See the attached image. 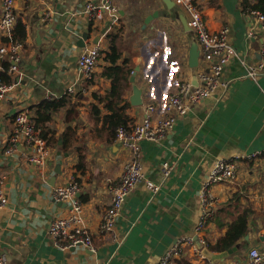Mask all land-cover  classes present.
<instances>
[{
  "label": "crops",
  "instance_id": "obj_1",
  "mask_svg": "<svg viewBox=\"0 0 264 264\" xmlns=\"http://www.w3.org/2000/svg\"><path fill=\"white\" fill-rule=\"evenodd\" d=\"M89 1L100 2H16L18 22L27 25V35L21 41L19 72L7 73V56L0 58V74L6 72L12 85L0 111V185L8 197L0 209V254L7 256L9 264H157L180 237H194L199 248L200 238L207 247L215 244L236 219L235 212L249 210V232L229 257L212 262L194 255L192 244H187L188 254L182 258L189 264H247L250 248L264 253V154L247 158L264 149V71L256 78L247 76V69L262 59L264 29L249 35L255 19L248 16L242 0L203 3L209 29L227 27L228 44L236 53L221 75L226 85L220 84L199 103L190 104L185 96L190 108L166 137L140 142L143 172L147 179L161 182V189L151 192L144 183L137 184L117 217L115 238L101 233L99 226L111 202L110 188L120 180L132 155L112 133L109 115L117 112L127 117V125L134 124L141 119L144 104L160 108L180 81L200 85L207 61L200 54L199 65H189L190 48L198 40L185 28L182 17L188 21V16L174 0L172 5L166 0H113L118 18L102 11V17L93 20L85 12ZM48 11L53 19L45 21ZM151 14L155 17L146 21ZM88 31L85 47L101 49L88 91L76 97L69 94L71 104L60 106L49 121L38 124L39 105L67 95V87L79 76L77 60L85 47L77 43ZM5 37L0 30V43ZM113 45L121 55L115 62L109 57ZM135 71V82L143 87L142 106L129 100ZM18 111H27L47 139L51 152L44 163L30 160L36 153L34 145L20 143L13 155L4 152ZM220 158H236L235 177L213 185L216 209L198 236L199 192ZM165 161L174 167L164 181ZM73 175L80 184L77 197L84 205L94 250L82 245L61 249L49 237L52 220L69 214L68 204L56 200L53 189Z\"/></svg>",
  "mask_w": 264,
  "mask_h": 264
},
{
  "label": "built area",
  "instance_id": "obj_2",
  "mask_svg": "<svg viewBox=\"0 0 264 264\" xmlns=\"http://www.w3.org/2000/svg\"><path fill=\"white\" fill-rule=\"evenodd\" d=\"M30 1V0H26ZM180 5L188 16V25L197 37L200 54L207 61L206 69L200 73L201 84L194 86L191 80H183L178 84L175 92L170 94L162 103L160 108L154 103L144 104V113L141 119L132 125H120L116 130L118 141L131 152V159L124 166L120 180L114 183L111 188V202L104 211L99 230L101 233H110L115 238L117 217L124 205L127 196L139 183H144L151 192H158L161 189V182L147 179L143 172L142 154L140 142L144 139L158 141L166 137L175 122L186 115L189 103H199L212 94V92L224 83L221 75L225 65L232 56H236L234 49L228 44V28L220 31H211L203 14V3L208 0H174ZM17 0L3 1V14L0 20V30L6 32V41L0 43V58L7 56L9 66L6 71L9 74L19 72L18 61L23 43L14 38V29L18 22L16 13ZM102 11L111 13L114 19L118 18V10L113 0H100V2L89 1L85 5V12L89 20L102 17ZM248 16L255 19L254 25L249 30L253 36L257 29H264V13L256 9L245 10ZM45 21L53 19V13L48 11L44 15ZM261 61L247 69V76L256 78L260 71H264V44L261 49ZM101 58L99 45L85 47L78 56L79 76L67 87V94L77 95L88 91L89 82L93 79L94 71ZM12 85L0 74V111L7 100V93ZM189 97V103L184 97ZM20 143L34 145L36 153L30 160L36 164L44 163L50 156V147L46 138L41 135L39 127L29 118L27 111H18L14 116V131L6 139L4 152L13 155ZM264 154V149L256 151L247 158H253ZM173 163L165 161L162 165V179L165 181L172 174ZM236 158L217 159L207 180L202 185L200 196L201 213L195 227L197 235L205 230L210 218L216 209V197L213 192V185L219 182L232 180L235 177ZM80 184L73 175L65 184H59L53 189V197L65 202L69 207V214L63 217H55L49 227L48 233L51 241L61 249H71L82 245L94 250L93 234L86 225L84 219V205L77 197ZM8 203L7 193L0 185V209ZM200 248L195 244L194 237H180L174 244L168 247L157 264H176L177 260L188 254L186 245L192 244L193 254L204 258L202 246L206 245L203 238L199 239ZM264 242V237H263ZM247 264H261L264 261V253L258 247L249 250ZM0 264H9L7 256L0 254Z\"/></svg>",
  "mask_w": 264,
  "mask_h": 264
},
{
  "label": "trees",
  "instance_id": "obj_3",
  "mask_svg": "<svg viewBox=\"0 0 264 264\" xmlns=\"http://www.w3.org/2000/svg\"><path fill=\"white\" fill-rule=\"evenodd\" d=\"M242 5L245 10L256 9L264 13V0H242ZM27 35V25L22 21H19L16 29L14 30V38L20 41H24ZM113 53L110 54V59L116 61L120 54L117 53L116 47L112 46ZM109 54V53H108ZM1 75L7 82H11V78L7 76L6 72H2ZM116 79V78H115ZM71 95V94H70ZM69 94L64 95L61 99L54 100H44L38 108L39 118L37 123L47 122L52 117V113L57 110L60 106L71 104V96ZM72 110V108H70ZM112 119L111 131L113 134H116V129L120 125H127V117H122V115L114 112L109 115ZM236 219L229 224L227 233L220 237L215 244H208V248L213 251H224L237 244V242L244 237L249 232V210H237ZM180 264H189L185 259L180 258Z\"/></svg>",
  "mask_w": 264,
  "mask_h": 264
},
{
  "label": "water",
  "instance_id": "obj_4",
  "mask_svg": "<svg viewBox=\"0 0 264 264\" xmlns=\"http://www.w3.org/2000/svg\"><path fill=\"white\" fill-rule=\"evenodd\" d=\"M166 3H168V5H172L171 3L174 4V2L172 0H166ZM155 15H157V13H155ZM155 15H153V14L149 15L147 17L146 21H149L150 19L155 17ZM182 21H183L185 28L186 29L188 28L189 30H191L190 26L188 25L187 18L185 16L182 17ZM88 38H89V31L85 32L82 35V37L80 38V40L77 43L78 47L84 48L86 46V40ZM95 41H97V39ZM199 59H200V49H199L198 43L195 41L192 43V46L190 48L189 65L191 67L198 66L199 65ZM138 69L139 68L137 67V70ZM136 73H137V71H135L134 74L131 76V81L133 82V92H132V95L130 96L129 100H130L131 105H133V106H142L143 102H144L143 101V87H141L140 85H138L135 82ZM201 248H202L203 254L208 259H210L212 262H216L218 260H224L227 257H229L234 251L237 250V246H233L227 250L219 251V252H214V251L210 250L207 246L201 245Z\"/></svg>",
  "mask_w": 264,
  "mask_h": 264
}]
</instances>
